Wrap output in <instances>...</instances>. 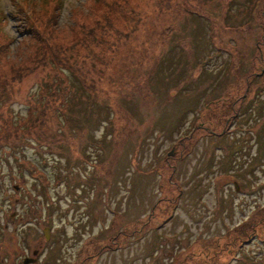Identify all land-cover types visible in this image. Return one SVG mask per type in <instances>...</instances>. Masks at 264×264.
Returning <instances> with one entry per match:
<instances>
[{"label":"rangeland","instance_id":"1","mask_svg":"<svg viewBox=\"0 0 264 264\" xmlns=\"http://www.w3.org/2000/svg\"><path fill=\"white\" fill-rule=\"evenodd\" d=\"M1 49L0 264H264V0H0Z\"/></svg>","mask_w":264,"mask_h":264},{"label":"flooded vegetation","instance_id":"2","mask_svg":"<svg viewBox=\"0 0 264 264\" xmlns=\"http://www.w3.org/2000/svg\"><path fill=\"white\" fill-rule=\"evenodd\" d=\"M244 110H252V108L250 107H245L244 109H241L238 111V109L234 108L233 109V112L231 113L232 114V119H235V117H237L238 114L242 113V111ZM229 122L231 120H228ZM232 124V123H231ZM229 124V126L231 125ZM263 126H264V123H263ZM232 127V126H230ZM225 133H227L225 130H224ZM17 190H19V188H16ZM91 219H88L87 220V225H88V221L89 223H91L90 221ZM260 224H264V219L260 222ZM77 227V226H76ZM103 227V226H102ZM108 228H101V229H98L97 232H94L93 233H88L87 235L88 236H85V239L86 238H91V240L93 239H96V240H100V241H103V245L101 246V248L98 250V252H95L92 256H90V258H93V264H100V261L101 259L105 256L107 259L109 258V255L111 256L112 254H117L119 253V251L122 250V243L123 241H121L120 239L122 237H125L126 235V232H120L117 236L113 237L112 240H110V238H108V240H104L103 238V234L107 231ZM82 228L81 227H78L76 228V232L75 233H81L82 232ZM136 233H138L139 231H135ZM138 234H136L137 236ZM141 235V233L139 234ZM78 237L81 238V235H78Z\"/></svg>","mask_w":264,"mask_h":264},{"label":"trees","instance_id":"3","mask_svg":"<svg viewBox=\"0 0 264 264\" xmlns=\"http://www.w3.org/2000/svg\"><path fill=\"white\" fill-rule=\"evenodd\" d=\"M46 26L51 30V32L50 33H48V35H54V34H57L58 35V32H59V28H60V19H59V17L58 16H55L54 18H53V20L52 21H50V22H48L47 24H46ZM3 51H5L4 49H1L0 50V57H2V58H0V59H4L5 57H4V55H2V52ZM9 51V50H8ZM8 51L6 52V53H8ZM49 66H50V64H48ZM51 66H53V68L56 70L57 69V65L55 64V63H53L52 62V64H51ZM36 67H41V65H37ZM70 67V66H69ZM71 68V67H70ZM62 69H65L66 71H64L63 73L64 74H66V72H70V71H67V70H69V68L67 67V69L66 68H62ZM61 69V70H62ZM71 69H73L74 70V72L76 71L74 68H71ZM57 70H59V69H57ZM263 70H264V68H263ZM34 70L33 69H31L30 67H28V66H20L19 68H18V70L16 71V73L15 74H20V76L19 77H17V78H13L14 80H16V81H20V82H22L24 79V75H30L32 72H33ZM263 73L264 72H262V75H263ZM259 75V74H258ZM259 76H261V75H259ZM56 79V81H59V78H55ZM61 86H62V84H59L58 85V88H61ZM43 93H44V97L42 98L41 97V99H40V103L38 104L40 107H42L39 111H38V113H39V116L37 117L38 119L39 118H41L43 115H44V111H46L47 109H49L50 107L49 106H46L45 104L47 103V100L50 98V97H48V98H46L47 97V93H45V91H43ZM61 101H62V107H63V109H64V107H65V104L66 103H68V97L66 98V95H64L62 98H61ZM49 102V101H48ZM45 106V107H44ZM37 113V114H38Z\"/></svg>","mask_w":264,"mask_h":264},{"label":"water","instance_id":"4","mask_svg":"<svg viewBox=\"0 0 264 264\" xmlns=\"http://www.w3.org/2000/svg\"><path fill=\"white\" fill-rule=\"evenodd\" d=\"M45 234H46V236H47V238H48V231L45 232ZM33 254H34V257H35V258H26V259L24 260V264H34V263L37 262L36 257H37V255H38V251H35Z\"/></svg>","mask_w":264,"mask_h":264}]
</instances>
